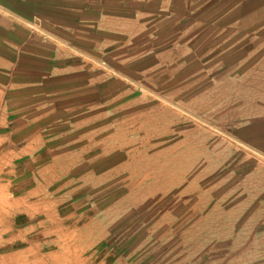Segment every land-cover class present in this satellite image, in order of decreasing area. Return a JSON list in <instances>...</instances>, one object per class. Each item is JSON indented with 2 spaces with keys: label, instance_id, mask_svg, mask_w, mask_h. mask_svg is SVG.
Here are the masks:
<instances>
[{
  "label": "rangeland",
  "instance_id": "obj_1",
  "mask_svg": "<svg viewBox=\"0 0 264 264\" xmlns=\"http://www.w3.org/2000/svg\"><path fill=\"white\" fill-rule=\"evenodd\" d=\"M249 1L172 6L107 68L101 105L6 103L27 145L10 194L50 202L38 220L74 235L82 264H264V154L237 137L264 116V2Z\"/></svg>",
  "mask_w": 264,
  "mask_h": 264
},
{
  "label": "crops",
  "instance_id": "obj_2",
  "mask_svg": "<svg viewBox=\"0 0 264 264\" xmlns=\"http://www.w3.org/2000/svg\"><path fill=\"white\" fill-rule=\"evenodd\" d=\"M188 2L0 0V264H82L74 256L76 237L55 234L51 221L38 220L50 202H33L35 192L10 194L17 176L9 165L26 157L27 145L12 139L20 125L6 123V103L41 97L48 115L60 104L71 111L101 105L115 78L107 68L129 60L123 52L140 35L153 34L171 19L172 6ZM237 137L264 154V116L238 128Z\"/></svg>",
  "mask_w": 264,
  "mask_h": 264
}]
</instances>
